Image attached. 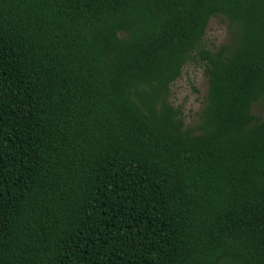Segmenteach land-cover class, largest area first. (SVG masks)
Wrapping results in <instances>:
<instances>
[{"label":"trees","instance_id":"1","mask_svg":"<svg viewBox=\"0 0 264 264\" xmlns=\"http://www.w3.org/2000/svg\"><path fill=\"white\" fill-rule=\"evenodd\" d=\"M261 105L264 0H0V264H264Z\"/></svg>","mask_w":264,"mask_h":264},{"label":"rangeland","instance_id":"2","mask_svg":"<svg viewBox=\"0 0 264 264\" xmlns=\"http://www.w3.org/2000/svg\"><path fill=\"white\" fill-rule=\"evenodd\" d=\"M229 38V29L225 21L213 18L210 22L206 42L217 47L225 44ZM197 89L195 91L194 89ZM208 90V80L203 66L189 65L185 68L182 77L171 88V102L184 112L187 125H193L197 114L202 108L204 96ZM255 112L264 117V105L257 106Z\"/></svg>","mask_w":264,"mask_h":264}]
</instances>
